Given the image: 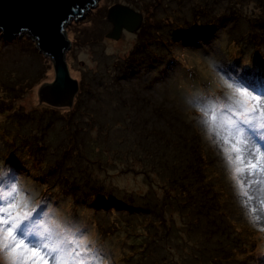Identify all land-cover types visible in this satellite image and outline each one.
I'll return each mask as SVG.
<instances>
[{
    "label": "rangeland",
    "instance_id": "rangeland-1",
    "mask_svg": "<svg viewBox=\"0 0 264 264\" xmlns=\"http://www.w3.org/2000/svg\"><path fill=\"white\" fill-rule=\"evenodd\" d=\"M116 2L143 20L112 39L105 18ZM257 16L264 0H98L65 26L72 108L39 102L52 61L29 36L0 32V207L12 186L30 208L46 205L54 236L73 241L72 264H92L93 253L99 264H264V173H235L227 118L236 106L221 79L264 93V40L243 39L251 27L264 33ZM172 22L196 27L178 32L163 56L154 51L153 65L119 68ZM209 106L216 127L205 122Z\"/></svg>",
    "mask_w": 264,
    "mask_h": 264
},
{
    "label": "snow or ice",
    "instance_id": "snow-or-ice-1",
    "mask_svg": "<svg viewBox=\"0 0 264 264\" xmlns=\"http://www.w3.org/2000/svg\"><path fill=\"white\" fill-rule=\"evenodd\" d=\"M232 78L229 76V79ZM221 79L232 90L236 106V119L227 118L228 135L236 141L231 149L236 153L235 162L241 165L235 168V173L242 175L246 172L249 176L254 174V170L264 173V166L260 164L264 160V151L261 150L264 148V93L254 95L241 79H237L236 83H228L223 77ZM209 110L210 121L205 122L216 127L215 107L209 106ZM204 114L208 116V110ZM227 139L225 137V142ZM239 144L244 145L249 157L246 164L242 149L237 146ZM252 157H255L256 162H253ZM6 195L11 198V202L0 207V254L6 264H72L68 257L72 254L69 250L73 241L60 235L54 236L46 221V205L39 209L30 208L15 186ZM259 252L264 254V246L260 247ZM75 255L80 256L81 253L76 252ZM92 256V264H99L96 254ZM78 264L84 262L79 261Z\"/></svg>",
    "mask_w": 264,
    "mask_h": 264
},
{
    "label": "water",
    "instance_id": "water-1",
    "mask_svg": "<svg viewBox=\"0 0 264 264\" xmlns=\"http://www.w3.org/2000/svg\"><path fill=\"white\" fill-rule=\"evenodd\" d=\"M98 0H0V32L7 38L29 36L39 51L52 61L54 79L38 89L39 102L72 108L78 83L70 76L65 55L71 47L65 26L82 19ZM111 28L105 36L118 39L123 31L141 26L143 15L130 5L116 2L107 7Z\"/></svg>",
    "mask_w": 264,
    "mask_h": 264
},
{
    "label": "trees",
    "instance_id": "trees-1",
    "mask_svg": "<svg viewBox=\"0 0 264 264\" xmlns=\"http://www.w3.org/2000/svg\"><path fill=\"white\" fill-rule=\"evenodd\" d=\"M229 15V14H228ZM235 15V14H234ZM259 18V16H257ZM105 18V16H104ZM218 18V16H216V19ZM237 18V23L238 22H241L243 23L245 21L244 18H239L238 15H235L234 19ZM106 19V18H105ZM103 20V22H101V24L103 23H107L106 20ZM205 19V18H204ZM260 20L263 21L264 18H259ZM203 20V18H202ZM207 20V19H206ZM204 20L203 23H205L206 27L207 26H210V24H212V22H208L206 23L207 21ZM200 20H198L197 22H199ZM175 22H172L169 26H167L163 31H158L154 37L153 40H150V39H145L144 41L145 42H142L140 41L136 46L134 45L131 50H130V56L127 58L128 61H122V67H119L121 68V70H124V72H126L129 68H126L127 67V64L129 63L131 65V67H141V66H144V65H147V64H151L153 65V63H156V61H154L153 58H151V55L152 53L154 54V51H158L161 53V55L163 56V53L162 52V47H165V48H169L170 45H168V43H170L171 39L174 37L175 39V36H177L178 32H186V31H189L193 28H195L196 26L194 24L190 25V26H182L183 28L185 29H180V27H174V24ZM247 23V22H246ZM222 25V24H221ZM168 27H171L169 29V32H167V29ZM146 29V28H145ZM166 31V32H164ZM102 32V28L101 30L98 31V33ZM148 33H150V31L147 30ZM261 32L259 29L255 28L253 29L252 27L249 28L247 30V32H245L244 34V38L243 39H249L250 41H252V38L253 36H256L255 38L257 40H264V33H263V36H261ZM174 34V35H173ZM105 35V34H104ZM151 39H152V36H151ZM158 41V42H156ZM264 42V41H262ZM156 43V44H155ZM151 44V45H150ZM153 44V45H152ZM165 45V46H164ZM248 47L251 46V43L248 42L247 44ZM256 48V49H255ZM260 49V50H258ZM160 50V51H159ZM260 52L261 51V48H259L258 46H255L253 47L251 50H250V53H252V55H254L256 52ZM160 56V55H159ZM133 60H135V66L133 65ZM146 66H144L143 68H145ZM127 73V72H126ZM114 76V75H113ZM116 77V76H114ZM47 124V123H46ZM197 151V150H196ZM66 177V176H65ZM110 200H123V199H120V198H117L115 196H111L109 197ZM141 203V202H140ZM141 208V207H140ZM143 209V208H142Z\"/></svg>",
    "mask_w": 264,
    "mask_h": 264
},
{
    "label": "bare ground",
    "instance_id": "bare-ground-1",
    "mask_svg": "<svg viewBox=\"0 0 264 264\" xmlns=\"http://www.w3.org/2000/svg\"><path fill=\"white\" fill-rule=\"evenodd\" d=\"M114 46H116V45H114ZM74 264H76V261H74Z\"/></svg>",
    "mask_w": 264,
    "mask_h": 264
}]
</instances>
